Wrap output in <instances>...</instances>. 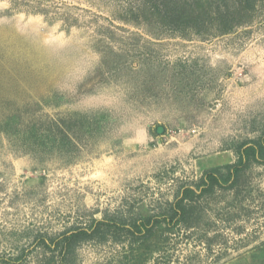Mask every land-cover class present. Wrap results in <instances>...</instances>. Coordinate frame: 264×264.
Wrapping results in <instances>:
<instances>
[{"label": "rangeland", "instance_id": "rangeland-1", "mask_svg": "<svg viewBox=\"0 0 264 264\" xmlns=\"http://www.w3.org/2000/svg\"><path fill=\"white\" fill-rule=\"evenodd\" d=\"M144 1L0 0V264H60L40 239L157 214L264 136V6L215 36ZM193 205L192 228L104 230L74 264H264V165Z\"/></svg>", "mask_w": 264, "mask_h": 264}, {"label": "trees", "instance_id": "trees-1", "mask_svg": "<svg viewBox=\"0 0 264 264\" xmlns=\"http://www.w3.org/2000/svg\"><path fill=\"white\" fill-rule=\"evenodd\" d=\"M263 6L264 0H148L137 11L142 20L164 28L197 34L210 32L219 36L251 20ZM13 119L11 116L10 122ZM236 151L237 161L224 166L226 173H222L220 167L205 171L196 188L199 194L186 187L174 202L161 205L157 214H149L143 209L128 218L117 215L105 217L102 221H93L88 229L77 227L53 239H40V244L52 254L57 251L60 264H74L77 248L85 242L106 239L103 237L104 230L114 228L148 242L152 241L162 224L167 230L179 225L185 229L192 228L193 223L190 222L196 213V206L193 205L196 198H203L215 188H237L243 171L251 163L264 165V136L249 144L241 143ZM52 258V255L44 258L40 264H51ZM20 259H9L4 264H16Z\"/></svg>", "mask_w": 264, "mask_h": 264}, {"label": "water", "instance_id": "water-1", "mask_svg": "<svg viewBox=\"0 0 264 264\" xmlns=\"http://www.w3.org/2000/svg\"><path fill=\"white\" fill-rule=\"evenodd\" d=\"M154 131L157 135H162L165 132L164 127L162 125L157 126Z\"/></svg>", "mask_w": 264, "mask_h": 264}]
</instances>
